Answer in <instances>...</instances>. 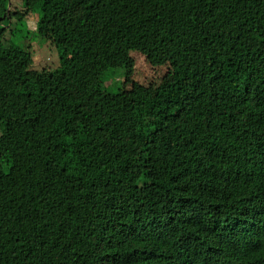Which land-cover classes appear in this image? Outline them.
Wrapping results in <instances>:
<instances>
[{
    "label": "trees",
    "instance_id": "16d2710c",
    "mask_svg": "<svg viewBox=\"0 0 264 264\" xmlns=\"http://www.w3.org/2000/svg\"><path fill=\"white\" fill-rule=\"evenodd\" d=\"M0 264H264V0H0Z\"/></svg>",
    "mask_w": 264,
    "mask_h": 264
},
{
    "label": "rangeland",
    "instance_id": "374dc122",
    "mask_svg": "<svg viewBox=\"0 0 264 264\" xmlns=\"http://www.w3.org/2000/svg\"><path fill=\"white\" fill-rule=\"evenodd\" d=\"M21 39H23V36L21 37ZM31 44H35V43L30 42L29 44H27V46H29L27 52L21 53L20 50L17 51V53L15 54V57L18 60L30 61L31 66L33 67V69L35 71H39L40 69H37V70L35 69V67H37V64L36 63H39L40 64V62L48 61L51 58V57H45L46 55L50 54L49 51L47 50L48 49V47H47L48 45H46L45 48H41L40 49V53H41V57H40L38 54L35 53V48H37V47H34ZM134 57H135V61H136L137 68L139 69V71H136L135 72L133 79L130 80V81L132 83H138L139 85H143V83L141 82V80L137 79V77L138 76L140 77V74H142L141 72L142 71L144 72L146 70L147 66L145 65V62H144V60L142 58H140L137 55H134ZM52 61H53V59H51L50 64H49L48 67H51L52 69L53 68L56 69L58 67L57 61H54V62H52ZM43 65H46V63L44 62ZM147 72H148V70H147ZM116 77L115 78H112L113 79L112 81H117L118 78H116ZM128 81H129L128 79H123L122 80V83H128ZM107 84H110L111 85L112 83L111 82H108ZM128 85H131V83H129Z\"/></svg>",
    "mask_w": 264,
    "mask_h": 264
}]
</instances>
